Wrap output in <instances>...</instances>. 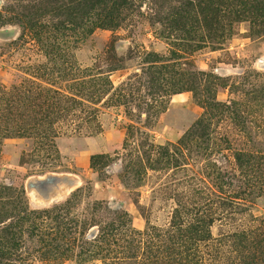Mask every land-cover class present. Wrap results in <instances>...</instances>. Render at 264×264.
<instances>
[{
	"label": "rangeland",
	"instance_id": "1",
	"mask_svg": "<svg viewBox=\"0 0 264 264\" xmlns=\"http://www.w3.org/2000/svg\"><path fill=\"white\" fill-rule=\"evenodd\" d=\"M25 1L0 0V89L20 96L27 89L39 92L48 86L40 78L48 59L25 30L26 16L33 15L43 25L62 22L70 27L64 16L46 17L40 8L32 12ZM161 3L135 0L118 30L98 29L79 44L74 38L68 41L69 63L64 68L76 63L100 77L97 88L105 90L100 103L78 98L79 105H68L69 112H64L48 146L29 139L5 140L0 185L12 189L11 196L23 189L30 211H51L75 227L67 242L72 248L68 255L45 258L39 238L26 234L10 264H148L150 247L163 253V246L170 245L165 231L171 229L175 210L199 207L213 214L214 223L212 238L192 251L198 253L195 262L264 264V166L243 175L235 159L240 151L264 154V24H234L232 34L223 40L203 39L201 49L183 51L181 41L161 21L165 10ZM202 35L201 31L198 37ZM149 60L213 76L216 102L224 107L207 116L193 91L173 94L170 85H150L155 69ZM55 74L58 87L69 94L73 82L58 79L63 73ZM107 80L113 89L105 86ZM203 118H210L209 129L199 136L192 128ZM97 155L106 159L93 167ZM220 175L227 176L224 190ZM78 190L82 191L77 201L66 207ZM232 196L238 199L220 206L221 198ZM126 214L139 232L136 240H129L132 233L123 236L133 244L123 241L121 245L128 248L121 254L114 249L106 263L81 261L77 255L88 249L86 243L99 235L100 226L109 228ZM85 220L82 238L73 222H80L83 229ZM41 223L47 233L57 227L50 216ZM153 229L162 235L160 241L147 237ZM241 232L250 236L240 242L232 237ZM134 253L137 258L130 257Z\"/></svg>",
	"mask_w": 264,
	"mask_h": 264
},
{
	"label": "trees",
	"instance_id": "2",
	"mask_svg": "<svg viewBox=\"0 0 264 264\" xmlns=\"http://www.w3.org/2000/svg\"><path fill=\"white\" fill-rule=\"evenodd\" d=\"M25 2L32 12L40 8L46 17L64 16L70 27H65L62 22L52 26L43 25L33 15L26 16L25 30L39 44L48 59V64L43 66L44 72L40 75L48 86L40 87L39 92L32 88L27 89V93L23 96L0 89V153L7 139L35 140L39 146H48L57 133V126L62 121L64 112H69L68 105H79L81 102L77 101L78 98L94 104L102 101L105 90L98 89L96 85L100 77L92 76L88 70H83L76 63H72L70 70L64 68L69 63L66 59L65 47L71 38H74V44H79L98 29L118 30L127 19V12L135 7V0H26ZM161 2L160 7L165 9L161 12V21L163 25H167L171 35H175L177 40L181 41L179 47L183 51L201 49L200 44H204L203 39L211 40V43L223 40L226 34H232L234 24L245 22L264 24V0H161ZM201 31L204 32V36L198 37ZM69 32L72 36L67 34ZM148 63L151 64L152 69H155V75L149 76L150 85H157L159 88L164 84L170 85L173 94H179L180 91L187 89L193 91L200 105L207 110V116L212 115L213 110L224 107L222 103L216 102V93H214L216 83L211 80L213 76L196 72L185 73L159 60H151ZM55 73H63L59 74L58 79L73 82L68 86L69 94L58 87L59 81L55 80ZM106 82L105 86L114 88L111 81ZM74 90L76 93L73 92ZM208 122L210 118L201 119L192 128V132L199 136L206 135L209 129ZM26 157L25 151L22 156L23 163H26ZM104 159L106 157L102 155L94 156L93 167H97ZM235 159L243 175H247L245 171L248 169L264 166L263 153L240 151L235 155ZM226 177V175L219 176L222 190L227 185ZM81 191L78 190L73 194L66 207L77 201ZM11 192L12 189L0 185V264H10L18 256L26 234L30 238H39L44 247L45 258L53 257L58 260L71 253L72 248L67 242L75 227H69L65 221H59V217L52 216L51 211H30L26 206L23 189L16 192V196H11ZM234 199H238L237 196L223 197L220 206H225ZM59 209H63V206ZM48 216L57 222L56 229L52 228L54 230L49 233L42 229L44 225L41 223ZM127 217V214L126 217H120L121 220L111 223L109 228L100 226L99 235L92 242L86 243L88 249L80 250L77 255L81 261L102 260L106 263L112 253L116 252L114 249L118 248L117 254H121L120 250L123 251V248L132 245L133 242H128L123 236L132 233L133 237L129 240H136L138 236L134 235H138L139 232L131 227L132 220ZM212 217L213 214L207 213L200 207L194 211L175 210L171 229L165 231V237L170 245L163 246L165 248L163 253L153 245L154 247L148 249L145 260L148 264H199L195 262L198 253L192 254V251L194 249L198 251L200 243L212 238L210 230L214 223ZM73 223L79 237L84 238L88 220L84 221L83 229L80 222ZM155 232L156 229H153L147 237L160 241L162 235L157 236ZM248 236L250 235L247 232H241L232 237L240 242ZM79 237L74 240V245L79 241ZM123 241H127L128 246L121 245ZM151 248H155L154 252L162 254L160 256L162 258L157 257V254L150 250ZM130 257L137 258L135 253Z\"/></svg>",
	"mask_w": 264,
	"mask_h": 264
}]
</instances>
